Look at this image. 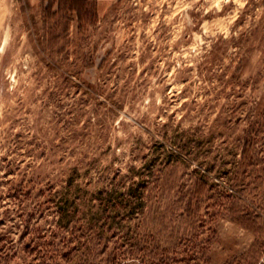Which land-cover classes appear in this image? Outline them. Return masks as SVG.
Masks as SVG:
<instances>
[{
    "label": "rangeland",
    "instance_id": "374dc122",
    "mask_svg": "<svg viewBox=\"0 0 264 264\" xmlns=\"http://www.w3.org/2000/svg\"><path fill=\"white\" fill-rule=\"evenodd\" d=\"M28 2L0 0V264H248L217 191L264 225V0H95L83 30Z\"/></svg>",
    "mask_w": 264,
    "mask_h": 264
},
{
    "label": "trees",
    "instance_id": "16d2710c",
    "mask_svg": "<svg viewBox=\"0 0 264 264\" xmlns=\"http://www.w3.org/2000/svg\"><path fill=\"white\" fill-rule=\"evenodd\" d=\"M19 1L25 4V8H29L30 5L28 0ZM40 1L44 22L61 19L65 21V27L67 28L68 18L70 15H75L78 29L83 30L86 26L92 24L97 17L95 0ZM252 146L253 137L252 135H248L240 148L241 161L238 164V169H245L247 167L246 162H248L252 154ZM196 185L198 189L195 194L198 195L201 193L202 189L208 186V183L204 179H199L196 181ZM226 193L227 192L220 190L217 191V195L220 197L218 200L221 202L220 207H222L223 213L225 216H229L232 222L237 223L246 230L251 231L255 237L254 243L252 244V255L249 257V261H251L248 262V264H264V261L259 262V260L264 255V233H261L264 225H260L258 216H254L252 214L251 219L249 217L250 213L246 210V208H238L237 204L230 201L231 195ZM190 208L191 203L188 201L186 212H189ZM130 243V250L120 253H113L109 257L107 264H174V257L162 254H154V252H152V250L149 251L146 246L143 245V247V242L140 240H133ZM149 246H151V244H149ZM182 259L183 261H186V258L184 257H181L180 261Z\"/></svg>",
    "mask_w": 264,
    "mask_h": 264
}]
</instances>
